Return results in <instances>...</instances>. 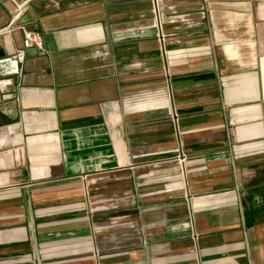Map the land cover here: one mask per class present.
Returning <instances> with one entry per match:
<instances>
[{"label":"crops","instance_id":"crops-1","mask_svg":"<svg viewBox=\"0 0 264 264\" xmlns=\"http://www.w3.org/2000/svg\"><path fill=\"white\" fill-rule=\"evenodd\" d=\"M149 2L0 0V264H264V0Z\"/></svg>","mask_w":264,"mask_h":264},{"label":"built area","instance_id":"built-area-1","mask_svg":"<svg viewBox=\"0 0 264 264\" xmlns=\"http://www.w3.org/2000/svg\"><path fill=\"white\" fill-rule=\"evenodd\" d=\"M22 11V7L18 10V13ZM13 24V21L10 22L6 28H10ZM24 36H25V44L29 46L30 44H34L35 47L43 49V40L40 34L36 31H31L28 29H24Z\"/></svg>","mask_w":264,"mask_h":264},{"label":"rangeland","instance_id":"rangeland-1","mask_svg":"<svg viewBox=\"0 0 264 264\" xmlns=\"http://www.w3.org/2000/svg\"><path fill=\"white\" fill-rule=\"evenodd\" d=\"M149 1H150V0H148V3H150Z\"/></svg>","mask_w":264,"mask_h":264},{"label":"water","instance_id":"water-1","mask_svg":"<svg viewBox=\"0 0 264 264\" xmlns=\"http://www.w3.org/2000/svg\"><path fill=\"white\" fill-rule=\"evenodd\" d=\"M29 51H27L26 53L28 54Z\"/></svg>","mask_w":264,"mask_h":264}]
</instances>
